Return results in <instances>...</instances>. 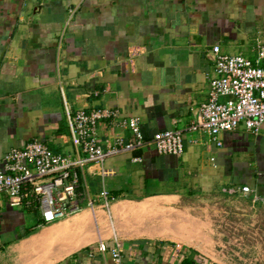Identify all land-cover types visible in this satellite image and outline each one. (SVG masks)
I'll list each match as a JSON object with an SVG mask.
<instances>
[{"label":"crops","instance_id":"0c3cea01","mask_svg":"<svg viewBox=\"0 0 264 264\" xmlns=\"http://www.w3.org/2000/svg\"><path fill=\"white\" fill-rule=\"evenodd\" d=\"M259 40L264 0H0V170L33 141L75 157L66 108L114 109L139 122L145 142L80 170L84 207L66 219L43 225L0 195V264H113L100 243H119L124 264L245 261L220 251L232 240L219 233L235 209L264 214L251 202L264 198V125L222 134V147L189 128L208 97L212 48L254 61ZM174 129L183 155L158 154L154 135ZM97 133L103 150L133 135L109 119ZM240 187L248 198L229 192ZM187 201H199V223L171 215ZM171 229L199 239L174 241Z\"/></svg>","mask_w":264,"mask_h":264},{"label":"built area","instance_id":"2783aa9c","mask_svg":"<svg viewBox=\"0 0 264 264\" xmlns=\"http://www.w3.org/2000/svg\"><path fill=\"white\" fill-rule=\"evenodd\" d=\"M255 53L256 59L250 61L241 55H224L218 45L211 50L213 76L208 81V97L197 109L189 129L203 131L217 147H222V134L233 132L241 125L255 135L264 125V41H257ZM66 118L71 143L77 151L75 157L55 154L44 143L33 141L6 155L0 170V195L7 196L11 208L37 211L43 225L83 210L79 171L85 166H102L108 158L145 145L139 122L136 119L120 121L114 109L73 112L66 108ZM107 119L115 127H128L133 135L126 142L118 138L103 150L97 125ZM152 142L158 154L183 155V133L180 130L159 132ZM229 192L248 198L251 189L240 187ZM251 202L264 204V198L255 196ZM87 207L93 208V204L87 203ZM179 248L177 245L176 249ZM97 250L99 253L109 252L113 264H124L119 243L111 249L100 243Z\"/></svg>","mask_w":264,"mask_h":264},{"label":"rangeland","instance_id":"374dc122","mask_svg":"<svg viewBox=\"0 0 264 264\" xmlns=\"http://www.w3.org/2000/svg\"><path fill=\"white\" fill-rule=\"evenodd\" d=\"M182 206V209L174 207L171 215H174V213L178 214L179 218L177 217V219L180 222L189 223L192 220L194 223H199L201 221L200 215L197 214L199 212V201H187ZM244 209L247 210L245 207L235 209V218L230 219V223L226 219V225L224 226L226 229L219 234L223 240H232V244L227 242L225 248L221 247L220 251L225 254L235 252L241 254V256L244 255L245 261L240 264H264V214L258 207L250 211L247 210L248 213ZM177 219L173 216V220ZM178 220L177 222H179ZM163 233L169 235L174 241L179 242H192L199 239L196 231L185 232L179 229H171L165 230ZM159 234L162 236L161 232Z\"/></svg>","mask_w":264,"mask_h":264},{"label":"trees","instance_id":"16d2710c","mask_svg":"<svg viewBox=\"0 0 264 264\" xmlns=\"http://www.w3.org/2000/svg\"><path fill=\"white\" fill-rule=\"evenodd\" d=\"M183 264H195L194 262L190 261L189 259L185 260Z\"/></svg>","mask_w":264,"mask_h":264}]
</instances>
